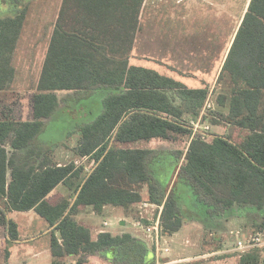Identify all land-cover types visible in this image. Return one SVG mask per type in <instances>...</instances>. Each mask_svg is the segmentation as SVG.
Instances as JSON below:
<instances>
[{"label": "trees", "instance_id": "obj_1", "mask_svg": "<svg viewBox=\"0 0 264 264\" xmlns=\"http://www.w3.org/2000/svg\"><path fill=\"white\" fill-rule=\"evenodd\" d=\"M3 1L14 9L0 16V91L13 79L12 57L28 5L25 0ZM146 1L61 0L31 96L32 119H0V237L17 240L11 211L33 210L48 222L50 264H63L65 257L85 264L96 255L107 258V253L110 264H155V257H147L146 245L131 233L104 231L94 237L90 225L74 219L86 208L97 214L107 206L128 211L142 202L144 186L147 202L162 206L164 236L183 225L180 188L216 213L253 207L263 219L260 228L264 226V0H249L217 77L227 78L228 111L211 114L243 130L240 141L194 130L192 123L209 114L201 116L208 87L190 88L130 63L141 35L163 42L158 28L150 26L148 31L142 26ZM198 40L194 37L189 44L196 47ZM63 91L76 99L93 94L101 98L98 116L74 132L73 155L92 161L88 171L74 159L59 162L54 158L58 145L39 139L60 102L70 97L60 98L57 92ZM217 102L223 105L224 97ZM174 135H186L188 146L173 151L175 179L166 186L153 170L162 150L122 147ZM60 184L69 194L50 195ZM240 254L238 264H259L257 249Z\"/></svg>", "mask_w": 264, "mask_h": 264}, {"label": "rangeland", "instance_id": "obj_2", "mask_svg": "<svg viewBox=\"0 0 264 264\" xmlns=\"http://www.w3.org/2000/svg\"><path fill=\"white\" fill-rule=\"evenodd\" d=\"M3 2L0 0V16L7 14L8 9L10 12L14 9L11 5L6 8ZM248 2L249 0H147L142 26L148 31L151 27L158 28L157 36L163 42L159 43L155 39L151 41L149 34H143L130 58L133 65L154 69L191 88L212 84L208 92L211 107L206 110L209 114L207 113V118L201 119L203 115L198 119L199 122L195 121L192 125L195 127L197 124V130L226 135L235 141L241 140L244 131L221 122L211 114L214 111H228L227 78L216 79L215 83L213 80L220 62V53L222 58L227 54ZM25 3L28 4L26 15L11 63L13 79L10 86L0 92V112L16 119H27L30 116L26 112H30L31 93L35 92L61 0H25ZM178 4L180 8L176 7ZM163 21L165 27H160L159 24ZM167 30H170V34H167ZM194 37L200 39L196 47L189 44ZM177 42H180L179 45ZM209 43L214 51L207 52L204 45ZM207 56L211 58V65L205 70ZM57 95L60 98L67 95L70 97L60 102L55 113L46 121L45 130L39 139L44 144L58 145L54 158L59 162L65 163L74 159L88 171L92 161L87 157L73 155L72 148L77 142V134L74 132L79 126L98 116L101 111V98L93 94L88 99H75L71 93L64 91L57 92ZM219 97H224L223 105L218 104ZM212 118L217 122L212 123ZM70 133L72 135L69 137ZM187 146L186 135H174L168 140L154 138L122 147L162 150L160 157L154 162L153 170L156 179L162 186H166L170 179H175L173 172L176 161L173 151H185ZM186 190L180 188L183 225L174 236L162 235L159 261L176 259L173 264H238L242 254L235 249L237 241H247L251 237L259 236L261 242L253 248L258 250L259 264H264V226L260 228L263 219L253 207L216 213L198 201L191 191L187 190V193ZM141 193L142 202H147L146 186ZM54 194L67 196L69 191L66 186L61 185L52 195ZM142 202L128 211L110 207L102 214L93 213L91 208H86L82 213H76L74 219L89 223L93 236L101 231L116 233L119 228L124 227L125 231L131 232L146 245L147 257L152 259V239L143 230L134 227L133 222L142 216L144 224L152 223L159 210L143 206ZM9 216L18 224V228L17 240L9 241L7 247L5 246L8 253L10 252L5 264H50L48 222L36 212H14ZM121 220L125 222L123 226H120ZM104 222H107L106 226L103 225ZM165 248L169 250L167 253L164 252ZM102 253L106 254V251ZM96 259L103 261H96L97 264H108L102 257L98 256Z\"/></svg>", "mask_w": 264, "mask_h": 264}, {"label": "built area", "instance_id": "obj_3", "mask_svg": "<svg viewBox=\"0 0 264 264\" xmlns=\"http://www.w3.org/2000/svg\"><path fill=\"white\" fill-rule=\"evenodd\" d=\"M209 107H211L210 94L207 95L203 111L201 112V116L203 115V113ZM197 122H199V120L196 121V123ZM194 130L195 131L197 130V124L195 125ZM82 158H86V157H82ZM75 164L79 166L78 162H76V161H75ZM142 205L143 206H149V207H155V208H157L159 210L156 218L153 220L152 223L150 222V223L144 224L142 222L144 217H142V216H140L139 218H137L133 222V226L134 227L143 230L152 239V241H153L152 242V247H153V252H154V257H155V264H159V262H157V260L159 259V257H160L159 253L161 252L162 234H161V226H160V213H161V210H162V206H158V205L151 204V203H148V202H142ZM103 225L106 226L107 222H104ZM260 242L261 241H260V237L259 236L251 237L247 241L238 240L237 243H236L235 249L237 251H239L240 253H243L246 250L253 248L255 245H258ZM168 251L169 250L167 248L164 249V252L167 253Z\"/></svg>", "mask_w": 264, "mask_h": 264}, {"label": "crops", "instance_id": "obj_4", "mask_svg": "<svg viewBox=\"0 0 264 264\" xmlns=\"http://www.w3.org/2000/svg\"><path fill=\"white\" fill-rule=\"evenodd\" d=\"M180 3V2H179ZM213 36V35H212ZM211 37V36H210ZM205 48H206V50H207V52L209 51H214L213 49H214V47H212V44L211 43H209V44H207V46H204ZM210 60H211V58H210V56L208 57H206V61H205V65L207 66L206 68H205V70H208L209 69V66L211 65V63H210ZM204 61V60H203ZM222 62H223V59H222V55H221V53H220V62H219V64H218V68H217V71H216V75H215V78H214V80H213V82L215 83V81H216V79H217V77H218V74H219V72H220V69H221V66H222ZM185 84V83H184ZM211 85L212 84H205L204 86H202V87H200V88H204V87H208L209 88V91H210V89H211ZM188 86V85H187ZM189 87V86H188ZM191 88V87H190ZM1 92V91H0ZM2 93V92H1ZM31 94H33V93H31ZM208 95V94H207ZM76 99V98H75ZM13 101V100H12ZM29 108H30V112L28 113V112H26V114L28 115V114H30V116H29V118H27V119H16V120H19L20 122H24V121H28V120H31L32 119V107H31V98H30V105H29ZM4 115H7V114H5V113H2V112H0V119L1 118H3L4 117ZM77 134V133H76ZM7 147V149H8V147L9 146H6ZM8 179H9V175H8ZM61 186V184L60 185H58L56 188H55V190L54 191H52L51 192V194L50 195H52L56 190H57V188L58 187H60ZM108 208H110L109 206H107V207H105L104 208V212L103 213H105V211L108 209ZM117 208H119V207H112L111 209H117ZM109 210V209H108ZM84 211V210H83ZM14 212H18V211H11L10 213H9V215H11V214H13ZM27 212H34L33 210H30V211H27ZM78 213H82V211H80V212H78ZM93 213H94V211H93ZM9 218H10V216H9ZM12 219V218H11ZM14 221V220H13ZM122 221V220H121ZM120 221V222H121ZM15 222V221H14ZM16 223V222H15ZM17 224V223H16ZM88 225H89V223H87ZM18 225V224H17ZM91 226V225H90ZM120 226H122V225H120ZM17 228H18V226H17ZM124 227H121V228H119V231H116V233L115 232H110V231H108V232H110V233H112V234H121V233H123V232H128V231H125L124 229H123ZM101 232H104V231H101ZM129 233H131V232H129ZM98 234V233H97ZM133 235V234H132ZM172 236H174V234L172 235ZM94 237H95V235H94ZM9 241H7L6 240V238L5 237H3V236H1L0 237V264H5V261L7 260V259H9V257H10V252L8 253V256H7V254H6V247H7V243H8ZM20 242V241H19ZM6 246V247H5ZM5 247V249H3ZM152 250H153V247H152ZM2 251H3V253H2ZM1 254H3V255H1ZM3 256V257H2ZM99 257H102L108 264H109V261H110V256H107V258L106 257H104V256H99ZM96 258H98V256L96 255V256H93V257H90L89 259H88V261L85 263V264H90L91 262H93L92 264H97L96 263V261L98 262L99 260L98 259H96ZM71 259H73V261H71ZM50 262H51V260H50ZM100 263L101 262H103V261H99ZM157 262H159V264H173L174 262H176V259H170V260H164V261H159V260H157ZM161 262V263H160ZM63 264H76V259L74 258V257H65V258H63ZM103 264H106L105 262L103 263Z\"/></svg>", "mask_w": 264, "mask_h": 264}, {"label": "water", "instance_id": "obj_5", "mask_svg": "<svg viewBox=\"0 0 264 264\" xmlns=\"http://www.w3.org/2000/svg\"><path fill=\"white\" fill-rule=\"evenodd\" d=\"M124 224H125V222L122 220V221L120 222V225L123 226Z\"/></svg>", "mask_w": 264, "mask_h": 264}]
</instances>
